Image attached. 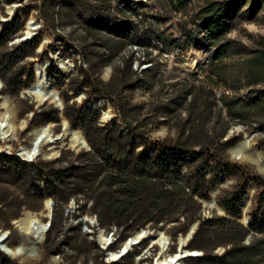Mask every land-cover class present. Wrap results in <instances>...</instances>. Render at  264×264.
I'll list each match as a JSON object with an SVG mask.
<instances>
[{
    "label": "rangeland",
    "instance_id": "rangeland-1",
    "mask_svg": "<svg viewBox=\"0 0 264 264\" xmlns=\"http://www.w3.org/2000/svg\"><path fill=\"white\" fill-rule=\"evenodd\" d=\"M208 1L211 0L182 3L175 0H76L73 5L64 2L57 4L54 9L50 6L55 19V26L52 27L41 16L42 0H0V14L6 20L0 21V36L12 28L11 32L4 35L9 47L21 43L29 18L34 17L39 24L43 23V31L33 37L36 42L33 55L17 64L24 65L26 71L21 77V87L18 90L5 88L0 80V113L5 111L2 104L6 103L12 110L14 126L18 127L22 120L28 122L26 129L15 132L16 136L10 144L14 148L20 143L27 144L32 138L30 132L44 125L51 126V134L55 138L63 134L62 119L59 114L55 115L58 108L46 102L37 106L23 93L34 81L33 64L46 58L49 60L46 74L62 100L63 109L67 104L77 110H85L95 97L106 98L108 105L105 108L94 109L99 113L102 125L116 123L123 126L122 132H128L120 117L121 114L126 115L128 121L145 134L144 138L133 134L136 143L143 141L138 149L146 147L147 153L152 155L154 149L158 148L169 158L178 157L185 164L182 169L184 172L194 157L178 151L173 144L178 129L186 125L187 118L185 106L177 104L179 95L183 96L180 89L184 83H192L196 90H192L190 96L197 93L201 103L214 101L216 105L215 115L202 120L214 134V139L210 141L213 150L211 160L204 169L209 198L203 201L211 200V193L215 192L217 205L228 213L218 201L233 205L230 195L238 194L237 213L229 214L242 215L243 200L252 188V199L244 214L250 218L247 225H251L255 219L264 220V110L255 108L252 102L264 89V76L261 81L249 86L251 80L246 75L250 61L264 54V3L261 4V12L235 23L224 37V42L230 45L228 56L222 62L212 63L215 46L199 21V11ZM131 2L143 4L139 16H135L128 7ZM6 5L15 6L13 15L6 14ZM59 18L63 19L62 26L58 25ZM121 25L133 26L138 37L137 44L115 36L114 29ZM171 39L178 40L180 46L171 47ZM54 57L63 64L67 63L66 68H60ZM107 59L111 63L104 65ZM151 64L154 70L150 75L142 74L141 70ZM131 72H135L136 80L129 85L127 79ZM102 91H111L112 94L106 96ZM80 98H83L82 102ZM228 107H233L234 112L229 113ZM107 110L112 115L109 120L102 118V111ZM63 119L71 129L80 131L84 136L70 117L63 114ZM63 138L50 145L56 147L57 155L48 158L39 156L33 163L23 161L14 155L15 152L9 154L2 151L0 155L13 156L30 167H38L48 165L64 151L74 156L86 151L85 148H72L69 136ZM245 140L244 154L240 155L234 150ZM253 154L261 158L262 167L250 162ZM208 167L217 170V175L214 176ZM27 187L31 195H36L40 190L43 197L31 198L18 210L9 204L11 197L1 200L5 193L0 190V230L9 231L8 245L13 247L24 242L25 247H29L28 242L33 238L21 239L14 221L23 217L25 212H32L38 214L43 222L50 221V224L52 218L56 217L51 239L61 243V247L59 251L47 247L48 228L35 250V257L26 258L25 253L18 258H11L0 251V261L7 260L9 264H135L137 258L136 263L150 264L159 248L145 240L133 246L132 251L121 261H112L110 254L118 250L125 239L142 229L150 233L164 229V235L170 243L168 253H174L178 239L188 236L191 228L185 233L180 232L175 221L156 226L148 224L133 231L124 226L101 227L95 215H80L78 207L82 202L77 204L75 199H70L66 205L56 209L52 198L47 195L49 187L44 179L32 180ZM20 199H25L22 192ZM47 200L52 202L50 219L44 215ZM260 200H263L261 205ZM203 201L202 215L218 216V210L204 206ZM91 219L94 220L93 224L89 222ZM100 232L105 236L114 233L110 245L101 243ZM190 241L186 244L187 250H190ZM193 251L201 254L197 257L187 256L178 264H192L191 261L202 256L201 251L192 250L190 253ZM222 252V248L217 249V253Z\"/></svg>",
    "mask_w": 264,
    "mask_h": 264
},
{
    "label": "trees",
    "instance_id": "trees-1",
    "mask_svg": "<svg viewBox=\"0 0 264 264\" xmlns=\"http://www.w3.org/2000/svg\"><path fill=\"white\" fill-rule=\"evenodd\" d=\"M175 1L182 3L189 0ZM64 2L73 5L76 0H42L40 12L47 24L55 26L50 6L54 9L57 4ZM263 3L264 0H211L201 8L199 21L211 44L215 46L212 63L222 62L228 56L230 45L224 42V37L234 28L235 23L261 12ZM128 7L135 16H139L143 4L131 2ZM62 20L58 19L59 26H62ZM132 27L121 25L114 29V34L137 44V33ZM11 31L12 28L0 36V80L5 88L18 90L23 84L21 77L26 71L24 65L17 64L33 55L36 42L32 38L9 47L4 35ZM169 45L180 46L178 40L172 39ZM110 63L111 60L107 59L104 65ZM151 66L141 70V73L149 76L154 70ZM246 75L251 80L249 86L261 81L264 76V54L250 61ZM135 80L136 74L131 72L127 84L131 85ZM192 90H196L194 84L184 83L180 89L183 96L179 95L177 101L180 107L185 106L187 118L186 125L177 131L173 147L194 157L184 172L182 169L185 164L180 158H169L158 148L154 149L152 155L147 153L146 147L138 149L143 141L136 143L133 134L143 138L145 134L132 125L126 115H120L128 131L124 134L123 126L119 124L102 125L99 113L94 109L77 110L66 104L63 114L80 127L90 151L75 156L64 151L48 165L38 167H30L13 156L0 155V190L5 193L1 200L11 197L9 204L18 210L31 198L43 197L40 190L36 195H31L27 184L32 180L44 179L49 187L47 195L52 198L56 209L66 205L70 199H75L77 204L82 202L78 207L80 215H95L101 227L124 226L133 231L148 224L156 226L175 221L179 231L185 233L197 223L188 249L199 250L202 256L191 261L192 264H264V220L255 219L251 225L245 226L236 218L226 216L236 215L229 213H237L238 194L230 195L233 205L218 201L227 209L226 215H202L201 201L209 198L204 169L211 160L213 150L210 141L214 139L213 131L202 120L215 115L216 105L214 101L201 103L197 93L190 96ZM102 94L108 96L112 92L102 91ZM252 102L255 108L264 110V89ZM228 108L229 113L234 112L233 107ZM57 114L59 111L55 110ZM208 168L214 176L217 175V170ZM20 192L24 194V200L20 199ZM262 203L263 200H260V205ZM55 225L54 216L45 242L49 249L59 251L61 243L51 239V230ZM219 248L223 249L221 254L217 253ZM0 264L9 262L1 260Z\"/></svg>",
    "mask_w": 264,
    "mask_h": 264
},
{
    "label": "bare ground",
    "instance_id": "bare-ground-1",
    "mask_svg": "<svg viewBox=\"0 0 264 264\" xmlns=\"http://www.w3.org/2000/svg\"><path fill=\"white\" fill-rule=\"evenodd\" d=\"M15 6L6 5L7 13L11 16L13 12V8ZM13 15V14H12ZM33 16V15H32ZM0 21H6L2 18L0 14ZM9 21V20H8ZM2 23V22H1ZM43 23L37 22L34 17L29 18L26 23L24 35L30 36L31 34H36L39 31H43ZM44 35V33H43ZM45 39V36H43ZM48 40V38H47ZM45 41V40H44ZM43 41V43H44ZM57 55V54H56ZM54 56V55H53ZM64 61V60H63ZM49 65V60L44 58L42 61H37L33 64V72H34V81L30 83V86L24 90V94L30 97L35 105H41L43 103H52L57 107V102L55 99L56 90L53 87L52 82L48 79L46 75V67ZM66 68V67H65ZM63 70V69H62ZM78 99V97H77ZM82 102L83 98L79 99ZM91 107L95 109H102L108 105V101L104 97H95L92 101L88 103ZM4 112L0 113V151L12 153L19 152L20 157L28 162H33L37 156H41L44 158L53 157L57 155L56 147L50 146L56 140L63 138L64 136H69V144L75 150H79L86 147L85 139L82 133L78 130H73L69 127L67 121L62 119V124L64 126L63 134L59 137H54L51 134V126L44 125L39 128L33 129L30 132L31 140L27 144H18L17 147H13L10 144L11 139L16 136L17 130H24L28 126V122L26 120H22L18 127L13 125L12 122V110L6 104L3 103ZM1 105V106H2ZM36 108V107H35ZM109 110L102 111V118L108 119L112 117ZM15 133V135H14ZM64 139V138H63ZM249 140V139H248ZM246 140L242 142V145L238 146L234 151L239 153L240 155L244 154V149L246 146ZM46 146V148H44ZM253 152V151H252ZM251 155V154H250ZM250 162H253L257 166L262 167L261 158L256 154H253V157L250 159ZM252 188L247 191V195L243 200V206L247 207L252 199ZM215 194V192H212ZM213 198V197H212ZM218 211H224L218 205L214 206ZM50 213V203L47 200L45 202V216L48 217ZM247 218V217H245ZM87 222V221H86ZM91 224L94 223V220L91 219L89 221ZM45 224L38 214L32 212H25L24 216L14 221V226L18 229L21 239L22 237H32L33 240L28 242L29 247H25L24 242H20L17 246H9L8 244L4 245L6 238H8L9 231L0 230V251L7 254L11 258H15L18 256H23L26 253L27 257H35V250L38 244L43 240V236L45 233ZM99 239L103 245L107 246L112 237H108V235H104L103 233H99ZM148 241L151 245L158 243L160 244L158 253L154 256L150 264H178L185 257L189 256L190 251L185 250L186 244L189 240L188 236L179 238L177 243V249L174 253H168V246L170 243L168 238L164 235V229H158L156 232H149L144 229L137 231L134 235L128 237L124 240L118 250L111 252L110 259L112 261H121V259L125 258L130 251H132L133 246L140 244L142 241ZM53 259H56V256L52 255ZM138 258L136 259V262ZM135 262V264H137Z\"/></svg>",
    "mask_w": 264,
    "mask_h": 264
},
{
    "label": "water",
    "instance_id": "water-1",
    "mask_svg": "<svg viewBox=\"0 0 264 264\" xmlns=\"http://www.w3.org/2000/svg\"><path fill=\"white\" fill-rule=\"evenodd\" d=\"M29 36L28 35H25L24 36V39H27ZM54 60L55 61H58L59 62V65H60V68H65L66 67V65H67V63H65V64H63V63H61V61L59 60V58H57V57H54ZM47 75V74H46ZM56 93H57V91H56ZM55 99H56V102H57V108H58V110H59V116L61 117V119H63V103H62V100H61V98L59 97V95H58V93L55 95ZM87 108H89V109H95V108H93V107H91L90 105H87ZM124 134H126L127 132L126 131H124L123 132ZM85 139V138H84ZM248 139V138H247ZM85 143H86V147H85V149H86V151H90V146L88 145V143H87V141L85 140ZM0 153H1V151H0ZM8 153V152H7ZM10 154V153H9ZM14 155H19V152L18 151H16L15 153H14ZM211 195H212V199L211 200H209V201H203L202 203H203V205L204 206H208L209 208H213L215 205H217V203H216V200H215V195L216 194H212L211 193ZM50 203V213H49V219L51 218V205H52V202L50 201L49 202ZM248 207V206H247ZM247 207H244L243 205H242V215H238V216H236V215H226V212L225 211H218V216H224V215H226V216H228V217H230V218H236L240 223H242V224H244L245 226H247V224H248V222L250 221V218L249 217H247V218H245L246 216L244 215L245 214V210L247 209ZM95 219H96V217H94ZM87 219H85V221H86ZM49 226H50V221L49 222H47L46 224H45V232H46V230L49 228ZM197 226H198V224L197 223H194L192 226H191V228H190V230H189V233H188V238L189 239H191L192 238V236H193V234H194V232H195V230H196V228H197ZM185 250H187V249H185ZM197 256V254H193V253H189V256Z\"/></svg>",
    "mask_w": 264,
    "mask_h": 264
},
{
    "label": "built area",
    "instance_id": "built-area-1",
    "mask_svg": "<svg viewBox=\"0 0 264 264\" xmlns=\"http://www.w3.org/2000/svg\"><path fill=\"white\" fill-rule=\"evenodd\" d=\"M34 35H36V34H31L27 39H24V37H22L21 38V42H26V41H28V40H31L33 37H34ZM17 157H19V158H21L20 157V155H17ZM38 157L39 156H37L36 158H35V160L33 161V162H35L37 159H38ZM22 159V158H21ZM23 160V159H22ZM23 161H25V160H23ZM25 162H28V161H25ZM33 162H28V163H33ZM114 231L116 232V229H114ZM114 235V233L113 232H110L109 234H108V237L110 238V237H112ZM112 242H110L108 245H110ZM5 244H8V238H6V241L4 242V245ZM154 246H156V247H158L159 248V246H160V244H158V243H155V244H153ZM168 246V245H167ZM169 247V246H168ZM191 253H193V254H197V256H199V254H201V253H197V252H195V251H193V252H191ZM5 254V253H4ZM7 255V254H6ZM197 256H195L194 255V257H197ZM10 257V256H9ZM18 257H20V256H18ZM18 257H15V258H18ZM137 264H139V263H137ZM144 264H146V263H144Z\"/></svg>",
    "mask_w": 264,
    "mask_h": 264
}]
</instances>
